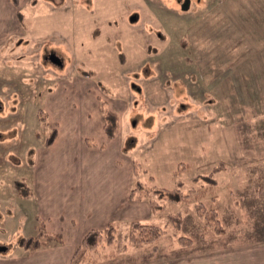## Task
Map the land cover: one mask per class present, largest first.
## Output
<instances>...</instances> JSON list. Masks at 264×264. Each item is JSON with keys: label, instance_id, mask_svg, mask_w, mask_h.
Returning a JSON list of instances; mask_svg holds the SVG:
<instances>
[{"label": "rangeland", "instance_id": "rangeland-1", "mask_svg": "<svg viewBox=\"0 0 264 264\" xmlns=\"http://www.w3.org/2000/svg\"><path fill=\"white\" fill-rule=\"evenodd\" d=\"M184 1L34 0L8 28L11 40L0 49V172L12 187L24 173L17 165L55 129L37 116L41 109L46 117L50 94L95 91L123 112L134 184L158 191L152 197L161 211L150 208L152 217L140 222L161 227L159 239L135 244L129 223L119 224L111 246L80 249L73 264H171L264 245V0H188L183 9ZM158 189L185 197L171 201ZM197 204L215 211L222 232ZM5 232L0 257L33 237Z\"/></svg>", "mask_w": 264, "mask_h": 264}, {"label": "crops", "instance_id": "crops-1", "mask_svg": "<svg viewBox=\"0 0 264 264\" xmlns=\"http://www.w3.org/2000/svg\"><path fill=\"white\" fill-rule=\"evenodd\" d=\"M33 1L18 0L15 7L10 0H0V49L11 40L8 28L21 21L18 13L22 7ZM46 101L50 106L44 112L56 125V137L48 147L44 139L31 158L27 155L17 165L24 171L20 178L27 197H21L12 187L14 181L0 172V206L5 212L0 228L3 235L5 230L9 234L22 230L25 236L34 237L41 224L44 232L58 235L62 243L34 251L18 245L15 254L0 257V264H73L80 251L76 250L90 230L152 217L147 201L129 197L135 153L134 148L124 149L127 138L120 127L123 112L115 108V102L95 91L70 97L52 93ZM101 102L118 119L112 139L104 131ZM251 249H214L207 257L185 256L171 264H264V245ZM186 260L191 262L184 263Z\"/></svg>", "mask_w": 264, "mask_h": 264}, {"label": "trees", "instance_id": "trees-1", "mask_svg": "<svg viewBox=\"0 0 264 264\" xmlns=\"http://www.w3.org/2000/svg\"><path fill=\"white\" fill-rule=\"evenodd\" d=\"M15 7H18V0H10ZM18 17L22 18L21 14L18 13ZM101 114L104 121V131L106 136L109 139L114 137L115 131L117 129V116L110 110L105 107V103L101 102ZM38 119L42 125L47 126L46 117L43 116V111L41 109L37 112ZM39 137L36 134V138ZM56 137V131L51 130L49 132V136L44 140V146L48 147L52 144ZM135 168V164H134ZM136 172L134 171V175ZM132 190L130 191V199L142 201L147 200L151 210L153 211H161L160 207L156 204V200L152 197L158 192L155 191V187H149L141 184L139 180L134 184ZM14 187L17 190V193L20 194L21 197H27L29 193L27 192L23 181H16ZM153 189V191H149V189ZM160 192L166 193L167 197L171 201H180L183 200L181 192L178 190H168V189H158ZM178 191V192H177ZM195 211L200 215L204 216L207 223L212 225L215 232H222L221 226H219V222L216 220L215 211H208L204 209L202 204H197L195 206ZM171 220L175 221V225H179V217L170 216ZM117 229V225L114 223L109 224L106 228L102 230H90L82 239L80 246L77 248V251L80 249H86L88 251L96 250L101 242H104V245L111 246L114 243V234ZM164 234V230L155 224L143 223L137 220H133L129 222V240L135 244H152L157 239L160 238ZM179 242L184 244H189L187 240H183V238L179 239ZM61 238L58 235H51L44 232L41 224L38 226V233L34 237L22 238L19 241V246H21L26 251H34L42 247H48L50 245H58L61 244Z\"/></svg>", "mask_w": 264, "mask_h": 264}, {"label": "water", "instance_id": "water-1", "mask_svg": "<svg viewBox=\"0 0 264 264\" xmlns=\"http://www.w3.org/2000/svg\"><path fill=\"white\" fill-rule=\"evenodd\" d=\"M187 5H188V0H185L184 1V4H183V9H186V7H187ZM49 60L51 61V62H53L54 64H56L57 66H60L61 65V60L57 57V56H55V55H50V57H49ZM1 249H5V248H0V251H1Z\"/></svg>", "mask_w": 264, "mask_h": 264}, {"label": "flooded vegetation", "instance_id": "flooded-vegetation-1", "mask_svg": "<svg viewBox=\"0 0 264 264\" xmlns=\"http://www.w3.org/2000/svg\"><path fill=\"white\" fill-rule=\"evenodd\" d=\"M50 55H52V54H49V56L47 57L48 59H49Z\"/></svg>", "mask_w": 264, "mask_h": 264}]
</instances>
